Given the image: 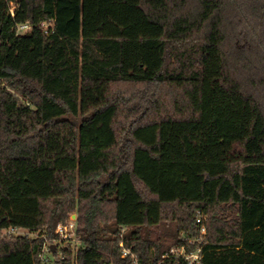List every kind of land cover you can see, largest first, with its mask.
Segmentation results:
<instances>
[{
  "label": "trees",
  "instance_id": "obj_1",
  "mask_svg": "<svg viewBox=\"0 0 264 264\" xmlns=\"http://www.w3.org/2000/svg\"><path fill=\"white\" fill-rule=\"evenodd\" d=\"M189 239L264 264V0H0V264Z\"/></svg>",
  "mask_w": 264,
  "mask_h": 264
},
{
  "label": "built area",
  "instance_id": "obj_2",
  "mask_svg": "<svg viewBox=\"0 0 264 264\" xmlns=\"http://www.w3.org/2000/svg\"><path fill=\"white\" fill-rule=\"evenodd\" d=\"M10 5V12L13 14V10L15 5L12 2H9ZM30 27L29 23H21L16 25V31L21 32L25 29ZM76 213L73 212L69 214L68 218L64 222H60L55 227V234L59 237V239L65 240H76ZM197 222H202V217H197ZM6 234H13V235H34L35 233L29 232L27 230L11 227L4 231ZM205 233V227L201 225L200 234ZM119 245L122 247V241L119 242ZM48 246L46 244L43 245L42 251L39 254L40 259L43 262H48L49 258L46 255V250ZM129 250L126 248H122V256L129 254ZM173 257L177 264L184 263V264H201V246L199 244H195L193 239H189L186 243H180L173 245L167 250L162 257ZM133 264H138L136 257L133 255Z\"/></svg>",
  "mask_w": 264,
  "mask_h": 264
},
{
  "label": "water",
  "instance_id": "obj_3",
  "mask_svg": "<svg viewBox=\"0 0 264 264\" xmlns=\"http://www.w3.org/2000/svg\"><path fill=\"white\" fill-rule=\"evenodd\" d=\"M51 247H52V251H53L54 250V245L52 244Z\"/></svg>",
  "mask_w": 264,
  "mask_h": 264
},
{
  "label": "rangeland",
  "instance_id": "obj_4",
  "mask_svg": "<svg viewBox=\"0 0 264 264\" xmlns=\"http://www.w3.org/2000/svg\"><path fill=\"white\" fill-rule=\"evenodd\" d=\"M50 255V254H49ZM51 257V256H50ZM45 264H48V263H45Z\"/></svg>",
  "mask_w": 264,
  "mask_h": 264
}]
</instances>
